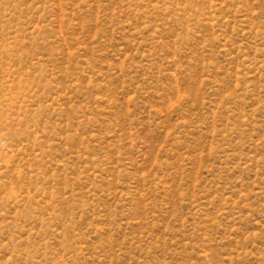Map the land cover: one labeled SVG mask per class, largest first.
Here are the masks:
<instances>
[{
    "label": "rangeland",
    "instance_id": "1",
    "mask_svg": "<svg viewBox=\"0 0 264 264\" xmlns=\"http://www.w3.org/2000/svg\"><path fill=\"white\" fill-rule=\"evenodd\" d=\"M0 264H264V0H0Z\"/></svg>",
    "mask_w": 264,
    "mask_h": 264
}]
</instances>
